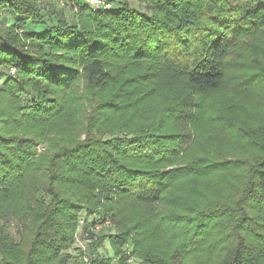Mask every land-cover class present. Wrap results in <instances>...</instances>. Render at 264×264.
<instances>
[{
  "label": "trees",
  "instance_id": "obj_1",
  "mask_svg": "<svg viewBox=\"0 0 264 264\" xmlns=\"http://www.w3.org/2000/svg\"><path fill=\"white\" fill-rule=\"evenodd\" d=\"M70 1L0 0V264H264V120L216 112L236 158L187 138L228 78L264 103V0Z\"/></svg>",
  "mask_w": 264,
  "mask_h": 264
},
{
  "label": "rangeland",
  "instance_id": "obj_2",
  "mask_svg": "<svg viewBox=\"0 0 264 264\" xmlns=\"http://www.w3.org/2000/svg\"><path fill=\"white\" fill-rule=\"evenodd\" d=\"M88 2L89 0H84ZM232 6L236 5H244L248 3V0H227ZM38 3L41 14L44 15V18L49 20L50 17L47 14L51 13H61L67 19L69 23L72 22L74 16V10L71 1L67 2V0H36ZM129 3L131 6L141 10L146 11V4L140 2L139 0H113V6H121L122 3ZM89 4V3H88ZM90 5V4H89ZM53 23V19H50ZM13 22V17L9 13H2L0 26L7 27L10 26ZM137 66H132L128 69L120 68L119 73H116V76L120 81L122 79H128L135 75V73L139 70L136 69ZM6 72H8L6 70ZM14 70H9V76L15 77ZM180 83V82H179ZM2 84V79L0 80V87ZM78 94L83 95L85 90V85L81 81L77 87ZM184 89L182 85L178 86H167L163 89V93L154 101L151 100L150 103L142 104L140 108L137 109V120L141 115L148 112L150 110V106L154 105V103L164 102L168 100L173 95H178L180 92L183 93ZM108 94V93H107ZM31 96V95H30ZM27 95L23 96V103H27ZM200 100V99H199ZM204 103L205 112L209 111L211 113V118H202L197 121L195 124V128L192 131L193 134L187 136L189 141L200 142L201 150L197 151V149H192L193 154H198L203 150H211V151H219L224 156H228V158H236L240 157V148L238 145L226 134L222 132V120L220 117L216 116V112L221 111L220 113H224L226 117H245L249 118L254 122H262L264 120V103L261 101V97L258 92L251 91L250 89H245L239 84L236 83L233 79H226L219 87L218 90L214 92H208L204 94V98L200 100ZM22 103V104H23ZM142 118V117H141ZM190 134V133H189ZM108 138V136L106 137ZM45 145L37 146L39 152H43L45 150ZM81 218H87L89 220L93 215H86L84 212L81 214ZM12 233L14 231L12 230ZM104 234L109 233L112 234L114 231L109 227H106L103 231ZM88 243V242H87ZM84 242L72 243L71 249L67 250L72 253L73 249L82 248L84 249ZM87 248H85V251ZM70 253V254H71ZM97 252H93V257H96ZM99 254L108 256L111 255V249L108 245V242L104 243L103 249L98 252ZM87 254V252H86ZM88 256V255H87ZM89 258V257H87ZM135 259H131L127 261L128 264H134ZM113 264H118L116 259H113Z\"/></svg>",
  "mask_w": 264,
  "mask_h": 264
},
{
  "label": "built area",
  "instance_id": "obj_3",
  "mask_svg": "<svg viewBox=\"0 0 264 264\" xmlns=\"http://www.w3.org/2000/svg\"><path fill=\"white\" fill-rule=\"evenodd\" d=\"M88 3L91 7L98 9L100 7H109L108 5H105V3L102 0H89ZM88 258L87 256H83V261L87 262Z\"/></svg>",
  "mask_w": 264,
  "mask_h": 264
}]
</instances>
